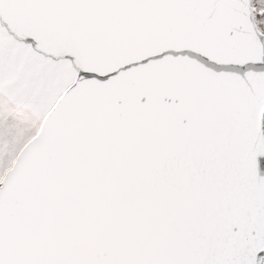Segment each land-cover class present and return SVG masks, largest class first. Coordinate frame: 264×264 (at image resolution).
Instances as JSON below:
<instances>
[{"label":"snow or ice","instance_id":"6c2138e0","mask_svg":"<svg viewBox=\"0 0 264 264\" xmlns=\"http://www.w3.org/2000/svg\"><path fill=\"white\" fill-rule=\"evenodd\" d=\"M0 264H264V0H0Z\"/></svg>","mask_w":264,"mask_h":264}]
</instances>
